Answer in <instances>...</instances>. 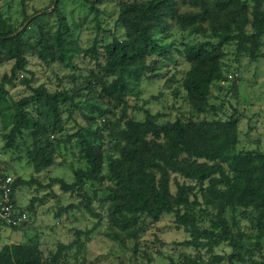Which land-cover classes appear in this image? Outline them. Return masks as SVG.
I'll return each mask as SVG.
<instances>
[{"label": "trees", "instance_id": "16d2710c", "mask_svg": "<svg viewBox=\"0 0 264 264\" xmlns=\"http://www.w3.org/2000/svg\"><path fill=\"white\" fill-rule=\"evenodd\" d=\"M81 1L90 7L95 20L96 35L88 48L81 46L68 24L60 0H53L49 11L36 10L26 16L19 26L6 21L0 11V65L13 62L10 74L0 78L1 149L11 150L17 159L24 158L35 173L52 166L57 157L65 162L66 154L72 155L77 162L69 163L73 181L52 178L48 187L57 184L62 192H78L80 206L97 221L89 231H76L74 243L58 244L46 261L36 239L4 243L0 264H89L84 255L76 258L77 251L71 254L74 261L70 262L67 251L78 244L82 233L88 235L100 224L102 216L92 206L97 199L95 192L90 196L82 189L86 182L94 185L104 180L110 186L97 202L105 210L109 240L121 245L132 241L135 251L146 220L172 215L176 226L189 234L179 245L204 250L208 258L188 256L170 264H264V152L237 151L235 119L162 120V115L131 106L128 100L130 96L139 100L144 84L158 79L165 66L176 65L177 51L188 65L179 80L184 99L195 113L205 114L213 108L209 104L212 87L217 84L221 91L228 82L221 64L224 45L235 42L236 52L250 62L264 58V2L121 1L115 11V32L109 31L111 38L104 40L103 34L99 36L102 13L97 7L103 0ZM181 6L188 10H180ZM50 15L53 22L47 18ZM171 28L189 37L209 35L217 43L183 41L180 50L176 46L165 48L161 40L170 37ZM28 56L47 68L52 64L71 67L81 56L89 58L93 67L88 79L69 76L75 86L67 90L50 91L45 84L31 87L23 78L21 82L30 93L11 100L8 88L13 86L16 72H26ZM232 86L235 91V83ZM80 90L91 95L86 105L98 113V120L108 115L116 124L107 127L92 118L89 124H78L75 132L62 136V114L76 121ZM141 109V117L133 113ZM107 130L111 147L98 142ZM22 184L26 182L14 179V200ZM171 184L175 192H171ZM22 211L27 221L9 226L0 220V224L23 230L35 209L31 203ZM205 220L207 226L200 227ZM241 224L249 231H241ZM222 243L230 252L215 254L213 249Z\"/></svg>", "mask_w": 264, "mask_h": 264}, {"label": "rangeland", "instance_id": "374dc122", "mask_svg": "<svg viewBox=\"0 0 264 264\" xmlns=\"http://www.w3.org/2000/svg\"><path fill=\"white\" fill-rule=\"evenodd\" d=\"M121 1L125 2L126 0H103L97 6L102 13V18L99 20L100 28L103 30L100 29L99 36L103 34L104 40L111 38L109 31L115 32V11L118 2ZM52 2L53 0H0V11L6 21L13 23L14 26H19L26 16L36 10H51L49 8ZM59 5L74 34L78 35L81 46L90 47L92 39L96 35L95 20L92 18V12L90 13V7L83 5L81 0H60ZM180 10H188V8L181 6ZM47 18L50 22L54 21L53 15ZM117 31L120 33V28ZM169 34L170 37L161 40L165 48L176 46V50H180V43L183 41L187 43H217V39L209 35L199 34L189 37L186 34L177 33V30L173 28ZM221 49L225 54L221 59V64L224 73L227 74L228 82L224 84V89L221 91H218L219 85L217 84L212 87L209 104L213 105V108L209 107L205 114L195 113L184 99V91L180 87L179 80L188 69V65L178 57L177 51H175L174 57L178 58L176 65L165 66L158 79L143 85L139 100L131 96L128 98L129 104L149 109L153 114L158 113L162 115V120L174 121L176 118L184 121L235 119L239 132L237 151L259 150L264 152V58L250 62L244 55L236 52L235 42L224 45ZM99 52H101V48ZM261 52L264 53V37ZM12 65V61L0 65V78L4 74H10ZM92 67V61L89 58L82 59L81 56L74 60L71 67L52 64L49 68L44 67L38 59L28 56L26 72H16L17 77L14 84L8 88L9 97L11 100H19L30 93L29 88L21 82L23 78L30 81L31 87L45 84L50 91L58 88L67 90L72 88V85L75 86L69 76H85L88 79L87 73ZM77 82L79 83V79ZM233 83L236 86L235 91ZM88 94V91L80 90L77 95L76 102H80V104L78 111L74 113L77 117L76 121L68 118L66 113L62 114L64 125L62 136L65 135V132H75L78 124L85 125L87 121H92V118L100 121L98 113L91 111L86 105V100L91 97ZM142 109L133 113L141 117ZM99 124L110 127L116 122L112 117L105 115L102 116ZM2 125L0 118V166L3 167L5 173H10L13 178H20L26 182L18 187L15 195L16 202L21 208H26L32 203L35 213L30 215L29 225L23 230L15 231L0 224V246L4 243L36 239L43 253V260L46 261L49 255L57 250L58 244L74 243L77 239L75 232L89 231L97 220L82 209L80 206L81 197L78 192H62L57 184L53 185L51 189L48 187L52 178H61L66 183L73 181L69 163L76 165L74 157L66 154L65 162H61V158L57 157L52 166L40 173H35L24 158L17 159L16 154L11 150L1 149L4 145ZM102 132H105L104 128H102ZM107 132L102 134L103 137L98 142L103 146L111 147V136L108 130ZM61 148L63 149V146ZM63 152H65V148ZM103 171L105 172V170ZM32 181L31 185H27V182ZM108 186H110L108 180H104L102 184L94 185L86 182L82 191L90 196H94L95 192L98 199ZM170 189L171 192H175L173 184ZM49 192H52V195H47ZM97 199L92 202V206L102 216L100 224L88 235L82 233L78 244L67 251L70 262L74 261L71 254L75 251H77V259L84 255L89 264H170L182 261L188 256H200L204 260L208 258L204 250L179 245L189 238V234L183 228L176 226L172 215H162L158 221L146 220L143 231L138 236V245L135 251L133 250L135 243L132 241L126 240L121 245L109 240L105 235L107 231L105 210L98 205ZM205 226H207L206 220L200 227L204 228ZM240 229L244 232L249 231L244 224H241ZM213 251L215 254H228L230 248L222 243Z\"/></svg>", "mask_w": 264, "mask_h": 264}, {"label": "built area", "instance_id": "2783aa9c", "mask_svg": "<svg viewBox=\"0 0 264 264\" xmlns=\"http://www.w3.org/2000/svg\"><path fill=\"white\" fill-rule=\"evenodd\" d=\"M0 166V220L9 226L20 225L27 221V214L13 199L14 179L10 173H5Z\"/></svg>", "mask_w": 264, "mask_h": 264}, {"label": "water", "instance_id": "95a60500", "mask_svg": "<svg viewBox=\"0 0 264 264\" xmlns=\"http://www.w3.org/2000/svg\"><path fill=\"white\" fill-rule=\"evenodd\" d=\"M27 22H28V21H26V23H27ZM26 23H25V24H26ZM18 31H19V30H18ZM18 31H17V32H18ZM17 32H15V33H17Z\"/></svg>", "mask_w": 264, "mask_h": 264}]
</instances>
